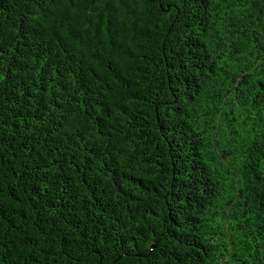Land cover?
<instances>
[{
  "label": "trees",
  "instance_id": "obj_1",
  "mask_svg": "<svg viewBox=\"0 0 264 264\" xmlns=\"http://www.w3.org/2000/svg\"><path fill=\"white\" fill-rule=\"evenodd\" d=\"M0 264H264V0H0Z\"/></svg>",
  "mask_w": 264,
  "mask_h": 264
}]
</instances>
